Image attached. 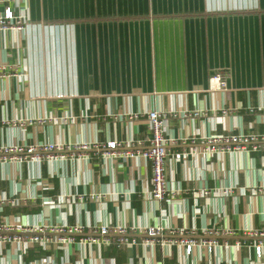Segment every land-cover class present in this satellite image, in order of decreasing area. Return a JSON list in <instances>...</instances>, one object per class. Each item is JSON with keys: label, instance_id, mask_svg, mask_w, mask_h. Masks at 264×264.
I'll return each mask as SVG.
<instances>
[{"label": "crops", "instance_id": "crops-1", "mask_svg": "<svg viewBox=\"0 0 264 264\" xmlns=\"http://www.w3.org/2000/svg\"><path fill=\"white\" fill-rule=\"evenodd\" d=\"M7 6L24 26L0 31L8 75L0 77V147L91 148L0 163V216L82 226L72 244L22 252L4 243L0 264H264V245L255 253L264 241L255 234L264 233V149L200 148L201 137L264 135V0H0V13ZM216 72L227 74V89H208ZM149 110L166 115L169 151L168 194L156 201L146 199L150 162L102 147L133 140L146 148ZM104 224H161L198 239L204 230L233 234L190 254L178 244L143 245L139 230L128 234L131 245L112 232L107 244L78 242Z\"/></svg>", "mask_w": 264, "mask_h": 264}, {"label": "built area", "instance_id": "built-area-1", "mask_svg": "<svg viewBox=\"0 0 264 264\" xmlns=\"http://www.w3.org/2000/svg\"><path fill=\"white\" fill-rule=\"evenodd\" d=\"M15 15L10 7H5L2 13H0V31L8 29L21 30L23 24L20 20L15 21ZM0 70H4V65H0ZM6 73H0V77H7ZM227 74L223 72H216L209 77L208 89L210 91L227 89ZM196 114V113H195ZM136 116V115H135ZM134 116V117H135ZM131 118V117H130ZM166 115L158 110H149L146 113V121L148 128L151 132L149 138V145L144 149H135V142L133 140L116 142L108 141L102 147L106 148L105 155L116 156L121 154L124 157H142L148 160L151 165V177L150 188L146 194L147 200H161L168 193L164 175V165L169 156L167 148L168 142L164 136L166 130ZM195 141V139H193ZM200 148L205 152L211 151H239L241 149L257 150L258 148L264 149V135H241V134H227V135H215L201 137ZM93 147L98 148L95 144ZM120 147V148H119ZM91 148V145L83 143L82 145H75L73 149L64 148L61 145L54 143H40L21 145L17 143H10L0 147V163L7 160L16 161L17 163L34 161L40 163L42 160L51 159H65L74 158L79 155L81 151H85ZM77 150L78 153L73 151ZM221 193L226 196L232 194V189L227 187L221 189ZM5 198L0 199V204L3 203ZM14 203V199L10 200ZM1 206V205H0ZM1 210V208H0ZM140 231L143 233L144 238L141 243L143 245L160 244L161 246H167L172 244H178L184 247L185 253L190 254L194 246L204 247L208 251L217 245L216 236L223 235L229 236L233 232L230 229H226L222 232H213L210 230H204L202 232V238H197L188 235L182 229H168L161 224L149 225L144 228L128 229L125 225H115L109 227L104 224L101 225L96 233L79 237L78 242L81 244H107L109 243V233L112 232L118 235L117 241L119 245H131L136 243V237L128 235L130 232ZM46 232L50 233L47 236ZM82 232L81 225H61V226H45L37 224H29L21 221H9L6 217L0 216V248L4 243H16L20 250L23 252L31 245L38 244L42 247H46L48 243L53 242L57 244H72L76 240V235ZM170 234L179 238H170V236L164 237V234ZM192 234H196L195 231H191ZM259 237H263V232L255 233ZM264 241L261 240L255 245L256 256L261 255Z\"/></svg>", "mask_w": 264, "mask_h": 264}]
</instances>
